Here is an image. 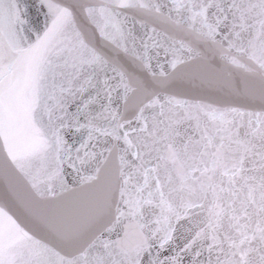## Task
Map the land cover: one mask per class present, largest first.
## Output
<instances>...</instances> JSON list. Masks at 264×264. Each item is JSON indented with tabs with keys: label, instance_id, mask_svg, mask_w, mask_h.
<instances>
[{
	"label": "snow or ice",
	"instance_id": "1",
	"mask_svg": "<svg viewBox=\"0 0 264 264\" xmlns=\"http://www.w3.org/2000/svg\"><path fill=\"white\" fill-rule=\"evenodd\" d=\"M0 264H264V0H0Z\"/></svg>",
	"mask_w": 264,
	"mask_h": 264
}]
</instances>
